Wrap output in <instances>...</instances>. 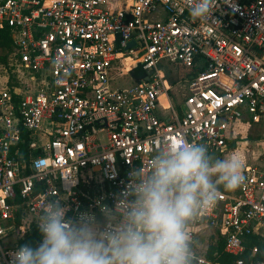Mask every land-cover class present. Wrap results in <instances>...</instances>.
I'll return each instance as SVG.
<instances>
[{
    "label": "built area",
    "instance_id": "1",
    "mask_svg": "<svg viewBox=\"0 0 264 264\" xmlns=\"http://www.w3.org/2000/svg\"><path fill=\"white\" fill-rule=\"evenodd\" d=\"M193 3L0 0V26L10 27L17 49V83L0 91V264H12L47 201L59 199L73 219L94 214L103 226L102 209L115 208L131 171L150 167L161 141L184 137L213 154L225 151L236 122L264 123V0H213L212 12L195 20ZM69 54L70 64L53 65ZM166 63L187 70L178 108ZM116 69L126 85L112 78ZM160 97L166 117L156 112ZM243 175L188 230L193 238L196 228H211L233 264H264L248 244L264 237V154ZM196 254L199 264H214Z\"/></svg>",
    "mask_w": 264,
    "mask_h": 264
},
{
    "label": "clouds",
    "instance_id": "2",
    "mask_svg": "<svg viewBox=\"0 0 264 264\" xmlns=\"http://www.w3.org/2000/svg\"><path fill=\"white\" fill-rule=\"evenodd\" d=\"M212 9L213 0H194L189 13L204 19ZM52 63L70 64V54ZM243 168L238 155L217 158L195 140L161 141L150 167L131 171L115 208L102 209L103 226L94 214L70 218L59 199L49 200L36 222L40 243L19 247L12 264H199L188 226L215 206L221 186L244 182Z\"/></svg>",
    "mask_w": 264,
    "mask_h": 264
},
{
    "label": "rangeland",
    "instance_id": "3",
    "mask_svg": "<svg viewBox=\"0 0 264 264\" xmlns=\"http://www.w3.org/2000/svg\"><path fill=\"white\" fill-rule=\"evenodd\" d=\"M16 60V59H15ZM14 60V61H15ZM10 66V64H9ZM165 71L166 82L170 85L174 83H179V86L175 90L183 91L184 89V79L186 78V74H184V68H177L179 66H174L172 64L166 63L163 65ZM12 68H14V63L11 64V68L8 66H4L0 63V91L5 88L7 85L8 76L13 73ZM177 71L174 76L171 72ZM119 69H116V76L120 79ZM126 78H122L118 81L119 85H126L124 82ZM174 90V92H175ZM184 93V92H182ZM236 154L238 155L244 162V166L247 164H252L257 161V157L264 154V123H253L249 120L242 119L235 124L232 125L228 132V139L225 146V151L223 152H215L214 155L217 158H225L228 155ZM221 189H224L222 186ZM209 228L204 230H199L198 232H194V235H200L202 242V247L199 248H207L208 245H215L217 241L222 240L220 237H216L214 235L208 236ZM216 237V241H214L213 237ZM194 237V236H193ZM11 242H9V241ZM13 236L6 238V244L12 245L14 241ZM206 241V242H205ZM205 250V249H204ZM206 251V250H205ZM200 252V251H199Z\"/></svg>",
    "mask_w": 264,
    "mask_h": 264
},
{
    "label": "trees",
    "instance_id": "4",
    "mask_svg": "<svg viewBox=\"0 0 264 264\" xmlns=\"http://www.w3.org/2000/svg\"><path fill=\"white\" fill-rule=\"evenodd\" d=\"M17 58V49L13 44L11 38V30L7 25L0 26V63L4 66L11 68V64L14 63ZM10 64V66H9ZM13 69V68H12ZM16 80L14 73L8 76L7 86L16 85ZM227 142V140H226ZM40 243V232L36 227L28 230L20 239L19 245L28 244L30 246H37ZM248 244H257L258 253L257 258L264 260V237L250 236L248 238ZM223 242L221 240L217 241L215 245H208L206 249V256L211 258L214 264H233L232 256L223 252Z\"/></svg>",
    "mask_w": 264,
    "mask_h": 264
},
{
    "label": "crops",
    "instance_id": "5",
    "mask_svg": "<svg viewBox=\"0 0 264 264\" xmlns=\"http://www.w3.org/2000/svg\"><path fill=\"white\" fill-rule=\"evenodd\" d=\"M177 67V66H176ZM177 68H182V67H177ZM172 70V69H171ZM172 73H173V75L175 76L176 75V73H177V71L176 72H174L173 70L171 71ZM184 74H186V77H187V70L185 69L184 70ZM164 75H165V71H164ZM112 78L118 83V81L120 80V79H122V78H120V79H118L117 78V76H116V70L115 71H113L112 72ZM125 83H128V79H126L125 81H124ZM179 83L180 82H178V83H174V84H172V85H170V84H168V86L170 87L169 88V92H168V96H169V100H170V102L172 103V104H174L176 107L178 106V104L180 103V101H181V99L183 98V96L185 95V93H186V78L184 79V83H185V85H184V89H183V91H180V90H175L178 86H179ZM174 90H175V92H174ZM182 92H184V93H182ZM166 105H167V98H165V97H160V99H159V101H158V104H157V107H156V112H157V114L159 115V116H161V117H166L167 116V114H168V110L166 109ZM178 108V107H177ZM257 162V161H256ZM204 229H207V228H196L195 229V232H198L199 230H204ZM209 233H208V236H210V235H214L215 236V234H214V232H213V230L211 229V228H209ZM197 234V233H196ZM194 235V237L192 238V240H193V247H194V250H195V252L196 253H204V252H206L205 250L207 249L206 247L205 248H201V250H199V248L200 247H202V240H201V238H200V235ZM214 236H212L213 237V239H214V241H216V237H214ZM216 238V239H215ZM222 241V240H221ZM206 242V241H205ZM213 245V244H212ZM208 247V246H207ZM205 249V250H204ZM200 251V252H199Z\"/></svg>",
    "mask_w": 264,
    "mask_h": 264
},
{
    "label": "water",
    "instance_id": "6",
    "mask_svg": "<svg viewBox=\"0 0 264 264\" xmlns=\"http://www.w3.org/2000/svg\"><path fill=\"white\" fill-rule=\"evenodd\" d=\"M135 46V41L134 40H130L128 41L127 45H126V48H129V47H133ZM152 73V70H146L145 71V76H144V79L147 80L148 79V75Z\"/></svg>",
    "mask_w": 264,
    "mask_h": 264
},
{
    "label": "bare ground",
    "instance_id": "7",
    "mask_svg": "<svg viewBox=\"0 0 264 264\" xmlns=\"http://www.w3.org/2000/svg\"><path fill=\"white\" fill-rule=\"evenodd\" d=\"M129 62V61H128ZM164 74V71L162 72Z\"/></svg>",
    "mask_w": 264,
    "mask_h": 264
}]
</instances>
